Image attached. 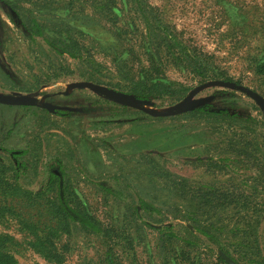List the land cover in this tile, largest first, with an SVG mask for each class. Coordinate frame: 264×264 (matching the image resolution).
I'll list each match as a JSON object with an SVG mask.
<instances>
[{"label": "rangeland", "instance_id": "1", "mask_svg": "<svg viewBox=\"0 0 264 264\" xmlns=\"http://www.w3.org/2000/svg\"><path fill=\"white\" fill-rule=\"evenodd\" d=\"M13 1L23 17L30 9L41 20L69 22L68 14L56 17L40 7L44 0L38 5ZM145 2L154 8L153 23L134 25L145 33H127L132 41L145 40L148 32L166 38L175 35L206 63L208 77L236 81L264 98V73L255 70L264 61V0ZM134 20L137 23V16ZM73 25L87 26L81 20ZM98 26L107 29L94 24ZM98 43L100 47L92 46L96 64L91 67L56 55L41 38H30L10 21L0 4V93L30 95L39 101L48 94L47 101L79 109L59 115L36 106L0 104L1 178L10 182L16 174L17 184L34 192L47 164L58 160L71 203L88 211L102 229L98 234L71 224L58 229L51 248L60 261H47L28 243L33 238L30 229L42 235L40 226L51 218L46 202L53 192L34 197L33 206L24 198L0 197V236L8 241L15 264H105V251L115 264H221L215 259V247L192 229L191 217L199 220V226L214 225V235L243 263L264 264V117L259 108L243 93L209 86L194 97L212 95L213 105L246 108L252 120L188 112L152 117L114 106L87 88H68L69 82L88 81L84 77L92 75L94 81L89 82L127 92L109 62L111 55L101 48L105 42ZM166 75L187 92L145 107L162 110L202 83L173 67L166 69ZM95 100L102 103L99 108L82 110ZM3 149L25 152L16 162ZM202 193L208 206L199 202ZM139 200L153 210L140 209ZM163 224L170 225L172 236L154 228Z\"/></svg>", "mask_w": 264, "mask_h": 264}, {"label": "trees", "instance_id": "2", "mask_svg": "<svg viewBox=\"0 0 264 264\" xmlns=\"http://www.w3.org/2000/svg\"><path fill=\"white\" fill-rule=\"evenodd\" d=\"M34 5H38L40 0H31ZM1 6L8 14L10 21L19 25L30 38L39 37L45 45L56 55H66L68 58L82 62L90 67L95 65L92 58V46L98 42L104 41L101 46L111 55L109 62L113 70L120 78L124 80L125 91L134 95L137 99L153 103V100L179 99L187 89L177 84L166 75V69L173 67L180 72L192 73V77L197 82H204L208 79H217L208 77L206 63L199 59L196 52L189 46L181 43L175 35L173 37H163L155 34H144L145 40H131L132 35L126 36L130 32L145 33V30H139L134 25H152L150 21L154 17L152 6L145 0H65L61 4L57 0L43 1L40 7L46 9L47 13L56 15L68 14L69 22L62 23L58 19L53 21H44L27 11V16L20 15L18 5L15 1L1 0ZM57 10H60L59 13ZM80 15V16H78ZM137 16V23L134 18ZM81 20L85 25L83 28H77L74 23ZM48 24V25H47ZM96 25H107L106 30H102ZM50 25V26H49ZM58 25H65L63 28ZM158 25V23H154ZM161 31V29H158ZM105 38V39H103ZM95 43V44H93ZM100 47V46H99ZM257 73H264V61L255 66ZM88 81H94L92 75L84 77ZM224 80H227L224 78ZM234 83H238L234 81ZM102 101V100H101ZM109 102L105 99L102 101ZM117 107H125L110 101ZM102 104L99 100L91 102L83 111L94 110ZM9 106V105H8ZM59 115L70 114V111L56 110ZM190 115L210 116L222 120H239L250 122L252 117L246 108L236 106L213 105L210 102L194 108L189 111ZM7 152L12 161L17 162V157L25 151L22 149H3ZM16 174H13L11 181L3 182L0 175V197L10 196L15 198H24L30 206L35 204L34 197H41L46 190L53 192V197L47 200L46 204L48 214L45 223L40 226L44 231L42 235L30 229L33 238L28 245L33 252L40 255L47 261L59 262L58 255L52 252V238L55 237L58 229H68V225L78 227L86 233L98 234L102 231L99 224L88 213V211L79 208L70 201L69 187L63 181L62 171L59 168L58 160L50 161L46 166V175L41 181L37 190L32 192L30 189L23 188L16 182ZM184 181V180H183ZM184 183H187L184 181ZM33 194V196H32ZM213 194V193H212ZM204 199L202 205H209L207 195L202 193ZM139 208L145 211L153 210V207L139 200ZM198 206V205H197ZM1 208V206H0ZM134 212L137 214V206H134ZM54 219V220H53ZM192 229L198 231L210 244L215 247V259L221 264H225L218 257L216 249H220L231 257L237 264H245L241 257L235 256L213 233L214 225L206 224L199 226V220L191 217ZM28 219H23V222ZM143 224L148 225L146 221ZM149 226V225H148ZM169 224H163L160 227L162 235L172 236ZM191 229V230H192ZM191 230L189 232H191ZM8 241L0 236V264H15L12 256L7 250ZM243 256V255H242ZM105 264H115L112 256L105 251L103 256Z\"/></svg>", "mask_w": 264, "mask_h": 264}, {"label": "water", "instance_id": "3", "mask_svg": "<svg viewBox=\"0 0 264 264\" xmlns=\"http://www.w3.org/2000/svg\"><path fill=\"white\" fill-rule=\"evenodd\" d=\"M209 86H217L230 90H236L240 93H243L247 97H249L255 105L261 111L264 117V98L255 92L254 90L248 88L242 84H236L233 81L214 79L204 81L197 86L193 87L189 90V92L184 96V98L180 101L175 102L174 104L163 108L162 110H157L154 108H147L145 105H149V103L143 102L137 99L134 95L115 90L113 88H109L100 84L92 83L89 81H71L68 83V88H87L90 91L107 98L117 104L124 105L127 107H131L137 110H140L149 116L152 117H168L174 116L177 114L189 112L194 108H197L204 103L209 102L212 99V95L202 96V97H194V95L202 90L203 88ZM62 95L67 93V90H63L60 92ZM48 94H44L42 96V101H39L36 97L30 95H11L0 93V104L9 105V106H36L45 109L48 112L54 113L56 110H65V111H78V108L70 107L67 105H59L52 103L50 101L45 100L48 98ZM216 253L219 258L223 260L225 264H237L231 257H229L226 253L221 251L220 249H216Z\"/></svg>", "mask_w": 264, "mask_h": 264}]
</instances>
